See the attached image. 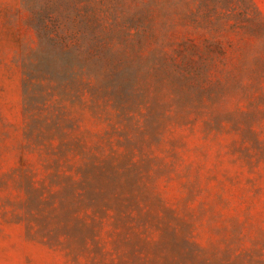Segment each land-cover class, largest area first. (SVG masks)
Returning a JSON list of instances; mask_svg holds the SVG:
<instances>
[{
	"label": "rangeland",
	"instance_id": "obj_1",
	"mask_svg": "<svg viewBox=\"0 0 264 264\" xmlns=\"http://www.w3.org/2000/svg\"><path fill=\"white\" fill-rule=\"evenodd\" d=\"M0 264H264V0H0Z\"/></svg>",
	"mask_w": 264,
	"mask_h": 264
}]
</instances>
